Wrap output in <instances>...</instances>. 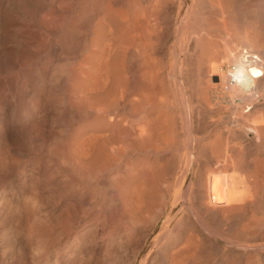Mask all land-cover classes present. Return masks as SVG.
Instances as JSON below:
<instances>
[{
    "label": "bare ground",
    "instance_id": "1",
    "mask_svg": "<svg viewBox=\"0 0 264 264\" xmlns=\"http://www.w3.org/2000/svg\"><path fill=\"white\" fill-rule=\"evenodd\" d=\"M184 41L200 50L187 91ZM250 48L264 58V0H0L8 226L51 234L29 225L21 178L43 169L34 197L75 202L62 236L75 206L116 219L108 260L116 247L120 264H264V76L252 97L221 81Z\"/></svg>",
    "mask_w": 264,
    "mask_h": 264
},
{
    "label": "rangeland",
    "instance_id": "2",
    "mask_svg": "<svg viewBox=\"0 0 264 264\" xmlns=\"http://www.w3.org/2000/svg\"><path fill=\"white\" fill-rule=\"evenodd\" d=\"M183 44L184 46L181 50V63L183 68L181 72V85L187 91L188 86L195 80L194 69L196 63H199L198 56L200 50L193 46L186 48V41H184ZM226 61H223V63L224 67L227 68L229 60ZM185 74L188 76L186 75L185 77ZM24 170H26L25 174L22 175L21 178L27 182L26 184L29 187V192L26 194L28 198L27 203L31 211L29 225L31 227L32 225L34 226V224L41 225L50 220V222L52 221L51 226L53 230L47 237H43L36 233L34 229L31 230V233V231L26 232L21 227L15 229L10 228L7 224V202L12 204L13 208H16L17 201L10 195L12 194L10 187L5 184L0 193V264H120L116 257L120 254V249L115 247L112 250V260L110 259V261L107 256L108 248H106L108 244L107 241L110 237L114 238L115 242L119 240V238H116L120 236L118 233L119 230L117 229L119 226L117 221H115L116 219L112 220V225V222H107L104 217L102 219V216H96L95 218V216L89 217L86 215L84 217L82 211L80 212L75 206L74 210L79 211L76 213L78 222L67 237L62 236L63 226L67 225V223L68 225L71 223L68 214L69 203L75 204V202L69 200L70 196L66 195L61 197L58 191L53 190L41 191L38 197H34L35 190L33 187H35V184L33 183L36 180L42 182L44 170L41 169L38 174L29 173L30 171L27 167L24 168ZM104 223L110 225L106 226ZM109 230L112 231V233ZM8 235L10 236L8 237Z\"/></svg>",
    "mask_w": 264,
    "mask_h": 264
},
{
    "label": "clouds",
    "instance_id": "3",
    "mask_svg": "<svg viewBox=\"0 0 264 264\" xmlns=\"http://www.w3.org/2000/svg\"><path fill=\"white\" fill-rule=\"evenodd\" d=\"M251 48L249 51L233 52L229 54V63L223 71L221 81L225 91L233 92L237 96L252 97L261 95L257 87L258 79L264 76V58L255 54L252 59Z\"/></svg>",
    "mask_w": 264,
    "mask_h": 264
}]
</instances>
